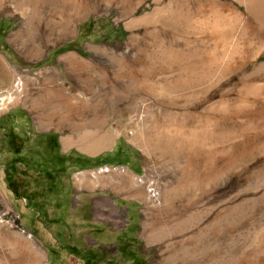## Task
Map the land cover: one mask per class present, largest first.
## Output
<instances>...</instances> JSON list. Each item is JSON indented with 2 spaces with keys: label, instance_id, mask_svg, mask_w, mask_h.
I'll use <instances>...</instances> for the list:
<instances>
[{
  "label": "rangeland",
  "instance_id": "rangeland-1",
  "mask_svg": "<svg viewBox=\"0 0 264 264\" xmlns=\"http://www.w3.org/2000/svg\"><path fill=\"white\" fill-rule=\"evenodd\" d=\"M263 8L0 0V32L33 55L44 42L38 57L51 48L0 90V264H264ZM69 55L91 81L80 97L100 80L128 87L91 125L60 124L67 108L53 107L66 101L50 97L54 84L73 82ZM18 78L34 84L16 91ZM33 99L48 105L35 114ZM111 183L123 187L117 206Z\"/></svg>",
  "mask_w": 264,
  "mask_h": 264
},
{
  "label": "bare ground",
  "instance_id": "bare-ground-1",
  "mask_svg": "<svg viewBox=\"0 0 264 264\" xmlns=\"http://www.w3.org/2000/svg\"><path fill=\"white\" fill-rule=\"evenodd\" d=\"M17 2H19V1H17ZM251 5L253 6V4H251ZM256 5L257 4H255V6ZM249 6H250V4H249ZM250 8H251V6L249 7V9ZM263 10H264V8H263ZM253 12L255 13V11H253ZM67 21H66L67 23L64 22L65 24L63 23L64 25H62V26H64L63 27L64 30H67L69 28V26L71 25V23H72V20H70V21L67 20ZM67 32L69 33V30ZM13 38L17 42V40H21L22 37L20 36V34H15L13 36ZM63 62H64V66H65V69H66V75H68L71 78V81H73V82L71 84L69 83V85H70L69 88L65 87L63 84H60V83L54 84V88L57 91V93H54V95H50V97L52 96L54 98H57V97H60V96L61 97H66V101L65 102L59 103V104L58 103L53 104V107L61 106V105L63 106L64 105L67 108V110L64 111L65 115L62 114V117L58 120L60 124H65L66 123V124H69V125H91V122L93 121L91 117L95 115V113H96L95 110H97L98 106L102 105L105 100L106 101H107V99L110 100L109 99L110 96L112 98L114 96L118 97L117 99L119 101H121L123 99L126 100L128 98L129 95L128 96L125 95V93L128 90V87L126 85L122 86L123 90H120V92H118V91H116V89L114 87L110 86L112 84L109 85L110 86L109 88H105V85L108 84V81H106V80H100V83L98 82L99 84L97 86L99 87V90H98L96 95H94L92 97H80L76 93V91H81V89L87 88V84L86 83H88L90 85L91 81H87L88 80L87 78H86V80H84V79L81 80L79 78V75H81V74L78 75V66H77L78 65L77 64L78 61L72 55L66 56ZM45 72H46L45 74L47 76L45 78V80L47 81V83L53 82L52 81V77H53L54 74L57 73V70L55 68H53V67H50V68L46 69ZM25 80L28 81V79H25ZM45 80L43 81V84L46 83ZM93 84L95 85L96 83L93 82ZM23 85H24V80L22 78H18V80L16 82V88H15L16 91L18 90L20 92L23 89ZM33 101L34 102H32V103H34V106H36V107H41V106L46 104V103L42 104V103L38 102L36 99H33ZM46 105H48V103ZM57 112L58 111H51V112L48 113V115L51 116V117H54L55 114H57ZM79 112L82 115L81 117H83V118L80 121H76V118L73 117V115H75V114H77ZM48 115H47V118H48ZM42 124H43V122H42ZM44 124H46V123H44ZM104 169H106V168H104Z\"/></svg>",
  "mask_w": 264,
  "mask_h": 264
},
{
  "label": "crops",
  "instance_id": "crops-1",
  "mask_svg": "<svg viewBox=\"0 0 264 264\" xmlns=\"http://www.w3.org/2000/svg\"><path fill=\"white\" fill-rule=\"evenodd\" d=\"M8 20L9 19L7 17H5L4 19H1L0 27L6 26L5 28H7L9 25ZM4 31L5 33H3ZM4 31L0 32V90L8 91V90H11L15 85V75L17 73V69H21L20 67L30 65L33 63L35 64V62L37 63V62L46 60L49 56L48 50L51 48L49 47L45 48V52H46L45 57L43 58L42 56L38 57L41 54V50L43 49L42 45H44V42H38L37 45L34 44V49L36 51H35V54L33 55L29 52L27 45H25L22 40H17L16 42L13 38V35L12 37H9L8 32L6 30ZM53 49L55 50L56 48H53ZM62 61H63V58H62ZM30 83H32L30 80L28 81L24 80V84L27 87L30 86ZM32 109H33V112H35V114L41 113V111L38 108L37 109L32 108ZM74 186L79 188L78 184L74 185V183L70 181V187L74 188ZM86 187L95 189L96 182L88 183ZM122 189L123 187L119 188V186L116 183H111V185L107 189V191H109V194H110L111 203H113L116 206H117V203L121 199L119 198L118 193H121ZM106 200L108 201L107 198ZM129 229H132V225L130 226Z\"/></svg>",
  "mask_w": 264,
  "mask_h": 264
}]
</instances>
